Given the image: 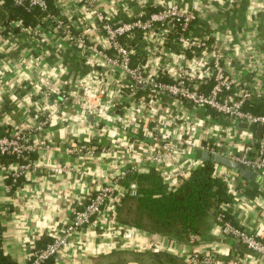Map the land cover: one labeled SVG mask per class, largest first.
<instances>
[{"label":"crops","instance_id":"crops-1","mask_svg":"<svg viewBox=\"0 0 264 264\" xmlns=\"http://www.w3.org/2000/svg\"><path fill=\"white\" fill-rule=\"evenodd\" d=\"M169 3L196 14L191 33L208 37L229 78L247 82L249 69L260 65L257 82L264 84V0H51L54 12L32 17L29 25L13 19L4 23L9 11L0 0V135L21 132L31 147L24 158L0 155V254L15 264H28L37 243L48 242L73 211L125 170L146 174L154 169L164 189L172 191L206 161L201 147L219 145L238 154L262 136V128L257 138V126H233L189 104L176 112L169 98L147 106L144 86L129 102L126 76L109 61L114 53L95 13L126 22ZM128 40L134 49L131 68L144 64L169 83L185 66L173 44L171 50L141 32ZM254 103L264 107V98ZM91 108L106 118L96 119ZM168 141L177 145L170 153ZM128 188L135 195L133 182L115 186L118 192ZM232 188L231 203L220 208L226 220L247 232L261 230L264 237V185L241 177ZM125 223L116 209L113 215L106 212L102 222L93 220L77 230L46 264H195L192 255L211 257L216 264L235 258L264 264V258L222 235L213 212L199 234L183 243Z\"/></svg>","mask_w":264,"mask_h":264},{"label":"built area","instance_id":"built-area-1","mask_svg":"<svg viewBox=\"0 0 264 264\" xmlns=\"http://www.w3.org/2000/svg\"><path fill=\"white\" fill-rule=\"evenodd\" d=\"M10 1L15 6L45 10L44 0ZM87 2L93 3V0H87ZM95 16L97 22L101 24V32L107 41L108 49L114 53V57L109 61L126 76L123 86L128 90L129 102H135L137 85H141L148 91L147 106H153L155 102L160 104L161 99L165 97L170 99L176 112L181 106L189 104L204 111H213L233 126L239 123L245 124L247 127L261 126L262 136L256 141V144L247 147L238 154L232 151H221L219 145L207 144L201 148L210 157L220 155L230 158L264 179V114H253L246 110L248 104L254 103L261 97L264 98V84L257 82L261 77L260 65L254 66L252 70L249 69L251 78L247 82L229 78L226 68L222 65L223 59L219 51L208 45V37H198L191 33L190 29L197 16L184 5L169 3L147 15L139 14L129 22H117L115 19L105 18L104 15L97 12ZM56 23L61 27L60 20H56ZM175 25H178V29L172 41L179 47L176 55L181 59L185 58L186 62L185 66L180 67L178 73L171 78V82H162L156 74L147 71L144 64H138L131 68L130 59L134 49L127 43L122 45L119 42L120 38L132 39L136 32H141L144 36L148 34L153 38L165 41ZM91 50L96 54H102L95 48H91ZM161 50L163 49L161 48ZM186 52H189L191 56H187ZM239 77L241 78V76ZM204 87H209V89L205 91ZM94 117L96 119L106 118V116H101L98 110L94 112ZM157 118L160 120V116ZM245 134L251 138L250 132L246 131ZM26 142L27 136L21 132H8L0 135V155L13 156L16 159L24 158L27 151L31 149ZM168 143L167 151L169 153L177 148L176 144L169 141ZM211 162L214 167L213 174L226 183L228 192L231 194L232 184L235 178L241 179L240 175H233L231 170L227 171L219 164ZM130 171L134 170H125L113 184L98 188L81 209L73 211L72 217L66 225L54 230L49 235L50 240L44 247L33 249L28 264H46L49 259L68 246L70 237L77 230L93 220L102 222L106 212L113 215L115 206L120 202L124 193L130 192L129 188L127 191L118 192L119 190L115 189V186L117 187L119 180ZM19 175L20 172L15 171L12 176L17 178ZM215 222L221 228L223 236L236 239L247 250L264 258V237L261 230L247 232L239 229L225 220L223 214H218L215 217ZM193 237L190 236V240ZM189 260L195 264H216V260L211 257L200 260L197 256L192 255ZM223 264L242 263L239 258H235Z\"/></svg>","mask_w":264,"mask_h":264},{"label":"trees","instance_id":"trees-1","mask_svg":"<svg viewBox=\"0 0 264 264\" xmlns=\"http://www.w3.org/2000/svg\"><path fill=\"white\" fill-rule=\"evenodd\" d=\"M4 1L9 11V17L5 19L4 23L13 19L20 21L23 25H29L28 22L32 17L38 20L44 15H50L54 12L51 0H44V11L38 8L15 6L10 0ZM154 11L156 10L148 9L146 15ZM129 21L131 20L126 22ZM177 29L178 25H175L164 42V45L171 50L173 44L176 52L179 51V47L172 40L176 36ZM128 39L122 37L119 42L125 45L129 41ZM186 55L191 56L189 52H186ZM140 91L137 88L136 92ZM246 110L253 114H262L264 107L263 104L251 103L247 105ZM28 156L30 154L26 155L27 160ZM213 171V163L206 160L200 166L194 167L189 177L180 182L172 191L164 189L161 173L154 169L146 174L130 171L119 180V184L124 188L129 182L135 183L136 194L124 195L115 206L117 215L121 221L123 220L130 227L146 230L152 234L167 237L177 243H183L190 236L199 234L201 226L205 222L204 219L209 212H213L214 218L218 214H223L225 220L227 219L226 213L221 211L220 208L231 203L232 195L228 192L226 183L220 177H216ZM133 216H135L134 219ZM143 220L149 222L148 226L142 224ZM40 243H37L39 248L47 242ZM0 264L15 263L0 254Z\"/></svg>","mask_w":264,"mask_h":264},{"label":"water","instance_id":"water-1","mask_svg":"<svg viewBox=\"0 0 264 264\" xmlns=\"http://www.w3.org/2000/svg\"><path fill=\"white\" fill-rule=\"evenodd\" d=\"M138 88H142L143 86L141 85H137ZM244 127V124H242ZM261 126H257L256 130H255V137H259L260 136V132H261ZM211 160L214 163H217L221 166H224L228 169L237 171V173L245 180L249 181V182H253L254 184L261 186L264 185V179L257 175L256 173L252 172L251 170H249L248 168H245L242 164L236 163L235 161L231 160L230 158L224 157V156H220V155H216L214 157H210L208 158V154L205 152L203 154V160ZM132 194H136V192H132Z\"/></svg>","mask_w":264,"mask_h":264},{"label":"rangeland","instance_id":"rangeland-1","mask_svg":"<svg viewBox=\"0 0 264 264\" xmlns=\"http://www.w3.org/2000/svg\"><path fill=\"white\" fill-rule=\"evenodd\" d=\"M134 218H135V216H133V219H134ZM206 218H207V216L205 217L204 221H206ZM142 224H143L144 226H148L149 222L146 221V220H143V221H142ZM202 228H204V224L201 226V229H202Z\"/></svg>","mask_w":264,"mask_h":264}]
</instances>
